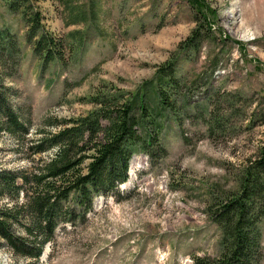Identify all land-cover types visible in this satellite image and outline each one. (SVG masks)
<instances>
[{"label":"rangeland","instance_id":"rangeland-1","mask_svg":"<svg viewBox=\"0 0 264 264\" xmlns=\"http://www.w3.org/2000/svg\"><path fill=\"white\" fill-rule=\"evenodd\" d=\"M26 6L28 17H42L33 39L23 9L14 12L0 0V28L16 35L21 49L6 82L10 101L29 129L15 136L0 125V213L19 220L16 236L29 237L25 204L33 187L6 182L42 173L55 156L57 148L33 150L45 136L40 132L64 127L46 120L70 124L113 95L128 100L147 83L156 85L169 63L179 90L166 91L178 109L162 111L163 130L153 147L137 149L128 182L61 223L41 258L16 256L0 237V264H191L195 256L221 255L222 232L209 207L239 192L264 146V0H27ZM210 23L211 33L200 28L209 38L187 44L199 24ZM42 29L63 42V62L35 54ZM214 115L221 119L216 130Z\"/></svg>","mask_w":264,"mask_h":264},{"label":"trees","instance_id":"trees-1","mask_svg":"<svg viewBox=\"0 0 264 264\" xmlns=\"http://www.w3.org/2000/svg\"><path fill=\"white\" fill-rule=\"evenodd\" d=\"M9 1L12 11L23 9L22 14L30 26L29 39L36 38V33L41 29V15L27 16V0ZM199 25L188 45L201 37H210L206 33H211V23L209 26ZM200 28L208 31L200 34ZM63 45L58 38L43 31L34 52L47 62L55 59L63 62ZM20 60L21 49L16 35L0 28V125L1 129L15 136L29 134L26 124L11 105L12 93L6 83L14 78ZM173 65L169 63L160 70L156 85L154 82L147 83L140 93L128 100L113 95L109 100L98 102L100 107L97 110L70 124L46 120L48 125L52 123L54 127H64L52 135L40 132L45 136L37 140L33 150L41 154L57 148L55 156L45 164L42 173L33 174L31 178L18 174L13 182H6L8 186L20 189L16 184L20 179L25 185L33 187L34 193L25 204L31 218L26 228L28 238L12 232L13 224L19 222L12 212L0 213L3 215L0 216V237L16 256L38 260L61 223H71L76 211L88 213L95 197L109 195L128 182L129 164L139 151L137 149L146 151L153 147L157 142L155 135L163 130L161 119L164 117L165 121L166 117L162 111L176 112L178 109L177 100L169 97L166 91L167 86L179 90ZM212 118L210 128L216 130L221 119L217 115ZM104 121L108 122L105 128ZM139 129L143 130L142 135L138 133ZM102 134L103 138H100ZM260 153L259 159L241 177L239 192L209 207L210 217L222 232L221 255L195 256L191 264L261 263L264 146Z\"/></svg>","mask_w":264,"mask_h":264}]
</instances>
